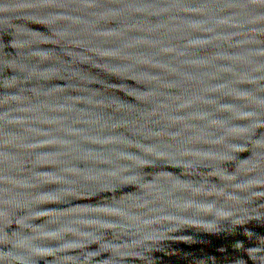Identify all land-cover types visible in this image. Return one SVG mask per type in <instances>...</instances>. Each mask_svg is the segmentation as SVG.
Returning <instances> with one entry per match:
<instances>
[{
	"label": "water",
	"instance_id": "1",
	"mask_svg": "<svg viewBox=\"0 0 264 264\" xmlns=\"http://www.w3.org/2000/svg\"><path fill=\"white\" fill-rule=\"evenodd\" d=\"M0 264H264V0H0Z\"/></svg>",
	"mask_w": 264,
	"mask_h": 264
}]
</instances>
